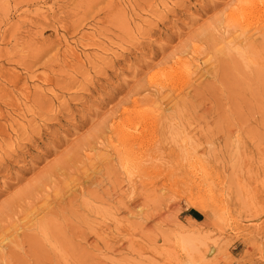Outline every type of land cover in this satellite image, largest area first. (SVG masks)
Returning a JSON list of instances; mask_svg holds the SVG:
<instances>
[{
	"label": "rangeland",
	"instance_id": "374dc122",
	"mask_svg": "<svg viewBox=\"0 0 264 264\" xmlns=\"http://www.w3.org/2000/svg\"><path fill=\"white\" fill-rule=\"evenodd\" d=\"M0 264H264V0H0Z\"/></svg>",
	"mask_w": 264,
	"mask_h": 264
},
{
	"label": "bare ground",
	"instance_id": "6f19581e",
	"mask_svg": "<svg viewBox=\"0 0 264 264\" xmlns=\"http://www.w3.org/2000/svg\"><path fill=\"white\" fill-rule=\"evenodd\" d=\"M119 134H120L119 138H120V141H121L120 144H122L121 145L122 148L120 146L121 150L118 152V160H119V162L123 163V164H125L127 162H133V161L137 162V160L140 158V156H142V154H141L142 152H138L136 150H133L132 144H131L132 142L130 141L129 138H127V136H126L124 131L120 130ZM132 141H134V140H132ZM148 154L149 155H153L154 152L152 150H149ZM138 166H139V168H141V170H143V168H144L143 165L138 163Z\"/></svg>",
	"mask_w": 264,
	"mask_h": 264
}]
</instances>
